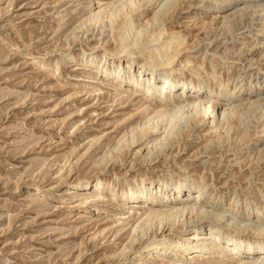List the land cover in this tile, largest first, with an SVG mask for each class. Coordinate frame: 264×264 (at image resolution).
<instances>
[{"label":"rangeland","instance_id":"obj_1","mask_svg":"<svg viewBox=\"0 0 264 264\" xmlns=\"http://www.w3.org/2000/svg\"><path fill=\"white\" fill-rule=\"evenodd\" d=\"M110 1L0 0V264H148L150 260L149 264H163L160 259H150L151 253L136 257L149 236L139 234L132 244L129 233L136 212L127 209L142 207L124 204L121 199L108 202L107 198L100 200L101 211L94 210L89 200L83 205L93 189H73L77 175H98L112 184L123 178L128 183L142 175L169 183L178 179L196 183L203 177L213 193L204 199L215 203L218 210L238 201L239 213L226 212L225 219L234 215L235 225L259 226L250 222L245 211L247 206L253 210L251 214L256 208L264 210V104L243 113L245 120L239 129L229 130L234 136L231 140L212 142L210 135L199 138L194 129L180 153H158L151 162L158 149L145 157L150 145L144 141L125 148L123 155L113 149L125 131L142 122L145 101L140 93L116 96L117 84L104 79L96 65L70 61L56 72L50 66L32 64L24 54L30 50L48 57L45 65L62 62L66 54L80 60L90 55L96 59L101 46L113 42L107 38V29L83 22L89 12ZM167 1L153 2L144 17L135 18L136 30L128 31L130 39L142 27L143 18L176 3ZM224 1L177 0L181 6L167 26L189 40L193 48L187 69L200 71L201 80L215 72L228 85L227 90H245L240 99L247 94L263 98L255 90L264 89V0L259 4L239 0L228 9H240L244 2L252 6L233 21L221 23L217 18L213 29L204 31L203 22H209L215 16L214 8ZM200 56H206L202 67L197 61ZM187 69L178 71L174 79L196 80ZM216 82L219 80L207 83L205 91L218 90ZM237 99H222L220 108L224 111L227 104L233 107L246 100ZM244 129L246 136L237 140L236 134ZM95 138L100 139L98 144L90 147ZM177 140L175 137L166 148L174 150ZM111 154L120 158L110 160ZM32 184L41 190L30 191ZM162 231L166 235L170 227L157 231L154 242L162 240ZM148 232L155 234L154 230ZM128 244L132 250L122 254Z\"/></svg>","mask_w":264,"mask_h":264},{"label":"bare ground","instance_id":"obj_2","mask_svg":"<svg viewBox=\"0 0 264 264\" xmlns=\"http://www.w3.org/2000/svg\"><path fill=\"white\" fill-rule=\"evenodd\" d=\"M156 1L111 0L98 11L89 12L83 23H90L92 28L107 29L108 31H105L107 38L113 42V44L107 43V45L101 46L102 52L96 59L90 55L86 58L82 57L80 60L72 54H66L62 62L45 65L44 62L48 57L38 56L30 50L24 52L29 56L32 64H38L43 68L50 66L56 72L70 61L96 65L97 72L103 74L104 79H109L117 84V86L114 85L116 96L122 95V93L131 95V91L133 94L140 93L145 101L142 108V122L133 124L129 131H125L113 149H117L123 155L125 148L126 150L132 149L134 145L144 141L150 145L145 157H150L158 149V152L152 154L151 162L158 158V153H163L162 155L165 154V156L180 153L188 142L187 138L192 136L194 129H196L195 132L199 138L210 135L209 140L212 142L221 143V140H231L233 135L229 134V130L239 129V125L245 120L243 117L245 111H250L258 105L259 109L260 105L264 104V89L255 90V94L261 95L263 98L251 97L247 94L246 100L240 99L245 90H241V87L240 89L235 87L232 90H227L228 85L219 79L218 73L210 72L207 77L201 80L200 71L192 68L187 69L191 63L189 60L191 52L189 51L193 47L189 45L188 39L180 38V33L172 32L167 26V22L174 18L176 11L181 6V2L177 3V0H173V3H176L171 7L165 3L166 6L155 11L151 18L146 20L143 18L140 25L142 27L137 29L135 38L130 39L132 35L129 37V33L133 29L136 30L135 18L144 17L153 6V2ZM168 1L167 3H169ZM238 1L226 0L220 3L214 8L215 16L209 22H203L201 28L204 31H210L217 18H220L221 23L233 21L237 14L245 13L252 6L248 7V5L246 6L248 2H244L246 7L244 5L240 9L237 7L236 11L234 8L228 9ZM251 2L259 4L261 1L253 0ZM260 8L261 6L258 9L260 10ZM62 27L63 24H59V28ZM130 30L131 32H128ZM159 41L161 44H157ZM205 58L206 56L198 57L197 61L200 62V67L204 65ZM138 59H142V61L139 62ZM213 62L212 60V68H214ZM177 67L178 70H176ZM181 69L189 70L196 80L174 79L173 76ZM161 72L165 73L162 75ZM215 80H219V83L216 82L219 91L210 89L207 93L205 85ZM125 86L131 89L130 92L121 91ZM189 94L191 98L187 99ZM231 97L239 98L237 102L245 100V103L233 107L227 104L226 109L222 111L220 108L222 99H231ZM223 121L225 122L222 123ZM177 126L180 128V132L179 129L176 130ZM245 129L241 131L240 135L236 134L237 140L244 139L247 133V129ZM262 132L264 136V128ZM175 137H178L175 142L177 143L176 148L174 150L172 147L166 148L170 143H174ZM99 140V138L93 139L89 142V146H95ZM171 157L173 158V156ZM113 158L118 160L120 156L114 157L111 154L109 159ZM67 171L71 173L72 168H68ZM125 180L127 178L118 179L117 183L112 184L98 175L94 178L77 175L72 187L73 189H93V192L82 204L87 205L89 200L93 203L91 207L96 211L103 210L99 207L100 200L106 198L108 202L121 199L124 204H136L142 207L127 209L128 213L136 212L133 215L134 223L131 225L129 233L132 244L139 239V234H143V238L149 236L146 245L135 252L137 258L151 253L148 254L150 259H160L163 264H264V225H260L264 221L262 208H256L255 213L251 214L250 211L253 210L247 206L245 211L251 218L250 222L259 224V226L248 223L247 225H235L234 215L225 219V213L229 211L232 214L237 213L238 201L235 204H233L234 202L227 204L228 208L224 211L218 210L215 203L210 204L204 199V195L213 193L210 192L211 189L203 177L196 183H189L182 179L169 183L161 178L153 180L146 175L134 177L128 183H125ZM32 186L33 189L30 191L41 190L38 184H32ZM105 191L108 192L107 195H104ZM185 197L188 200L183 201ZM166 226L170 227V231L166 235L162 231V240L154 242V238L158 237L157 231L165 229ZM150 230H154L156 235L150 234L148 232ZM130 250L132 248L128 244L124 247L122 254H126ZM149 263L152 261L150 260Z\"/></svg>","mask_w":264,"mask_h":264}]
</instances>
